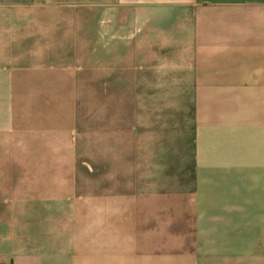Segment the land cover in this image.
<instances>
[{
  "label": "crops",
  "instance_id": "obj_1",
  "mask_svg": "<svg viewBox=\"0 0 264 264\" xmlns=\"http://www.w3.org/2000/svg\"><path fill=\"white\" fill-rule=\"evenodd\" d=\"M0 264H264V0H0Z\"/></svg>",
  "mask_w": 264,
  "mask_h": 264
},
{
  "label": "rangeland",
  "instance_id": "obj_2",
  "mask_svg": "<svg viewBox=\"0 0 264 264\" xmlns=\"http://www.w3.org/2000/svg\"><path fill=\"white\" fill-rule=\"evenodd\" d=\"M69 98L73 102H80L84 103L85 105H88L92 110V125L89 126L91 129V133L95 135L97 138L98 134V107H99V94L98 93H89V94H72L69 95ZM204 184L207 185L208 188H210V180L208 178L204 179ZM226 182H220L219 187H218V192H217V199H214V196L211 195L210 189L204 190L205 195H204V201H227L228 195H231L230 193H233L232 191H228L226 188ZM229 193V194H228ZM233 195V194H232ZM237 197V196H236Z\"/></svg>",
  "mask_w": 264,
  "mask_h": 264
}]
</instances>
